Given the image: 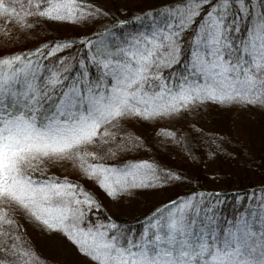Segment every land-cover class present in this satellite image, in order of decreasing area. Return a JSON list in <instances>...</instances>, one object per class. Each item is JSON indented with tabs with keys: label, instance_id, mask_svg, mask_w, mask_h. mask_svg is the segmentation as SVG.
Wrapping results in <instances>:
<instances>
[{
	"label": "snow or ice",
	"instance_id": "6c2138e0",
	"mask_svg": "<svg viewBox=\"0 0 264 264\" xmlns=\"http://www.w3.org/2000/svg\"><path fill=\"white\" fill-rule=\"evenodd\" d=\"M117 11L127 18L97 0H0V264H49L26 224L86 264H264V182L180 192L129 223L102 198L182 183L158 154L198 158L205 105L264 110V0ZM43 20L88 30L24 46Z\"/></svg>",
	"mask_w": 264,
	"mask_h": 264
},
{
	"label": "rangeland",
	"instance_id": "374dc122",
	"mask_svg": "<svg viewBox=\"0 0 264 264\" xmlns=\"http://www.w3.org/2000/svg\"><path fill=\"white\" fill-rule=\"evenodd\" d=\"M147 2L148 0H127L129 8H134L137 4L143 7ZM97 3L111 8L117 16L127 18V13L117 11L125 0H97ZM46 23L55 35L57 30L61 35H74L76 32L83 33L88 30L71 23ZM196 118L197 127L202 130L203 135L200 132H190V135L193 137L198 158H189L185 153L173 148L171 156L167 153L158 154L163 163L182 169L190 177L196 175L198 178H195L208 186L217 184L219 189H224L226 185L248 188L252 184L264 182V111L250 105L210 104L205 105ZM130 127H134L138 133L144 131L140 124ZM217 136L221 139L216 140V144H222V150L217 151L215 157H211L208 155L206 143ZM244 146L246 153L242 151ZM192 185L193 183L184 180L175 185L133 190L121 197L125 201L126 211L131 209L145 215L148 209L171 199L174 194L192 190ZM102 198L107 200V197ZM109 205L112 206V203ZM112 207L115 211V207ZM25 232L40 255L48 260L61 264H86L75 248L62 238L48 235L30 224L25 225Z\"/></svg>",
	"mask_w": 264,
	"mask_h": 264
},
{
	"label": "trees",
	"instance_id": "16d2710c",
	"mask_svg": "<svg viewBox=\"0 0 264 264\" xmlns=\"http://www.w3.org/2000/svg\"><path fill=\"white\" fill-rule=\"evenodd\" d=\"M48 31H51L53 33V36H55V33L52 31V29L48 25V23H46V20L41 21L40 25H38L34 29V31H32L28 34H25V36L23 37V39L25 40L24 46L31 47L34 44L40 42V40L42 38L47 36ZM255 108H257L258 110H261L259 107H255ZM261 111H264V110H261ZM242 151H244V153H246L245 146L242 148ZM241 154H243V153H241ZM158 159H160V158H158ZM177 169H179V168H177ZM180 171L182 173H184L182 171V169ZM184 174L186 177L185 181L190 182V184L193 183V185H192L193 188L191 191H197L199 189L217 190L220 187L217 184L213 185V186H208L204 183H201V181L197 179L198 177L196 175H194V176L197 178H195L193 176L190 177V175L186 174V172ZM214 186H217L218 188H215ZM232 189H245V188L241 187V186L237 188L236 186H233V185H226V186H224V189H220V190L229 191ZM110 202L112 203V206L115 207V211H114L113 207L111 205H109ZM104 203H105L106 208L108 209V213L110 215L114 216L115 218L120 219L121 223H129V222H133V221H139L142 217V214L137 213L135 210L129 209V211H126L125 201H123L122 197H119L118 199H115V200L107 198V200H104ZM48 261H49V264H61L60 262H57V261L56 262H54L52 260L51 261L48 260Z\"/></svg>",
	"mask_w": 264,
	"mask_h": 264
}]
</instances>
